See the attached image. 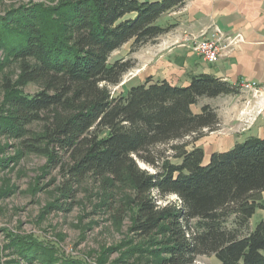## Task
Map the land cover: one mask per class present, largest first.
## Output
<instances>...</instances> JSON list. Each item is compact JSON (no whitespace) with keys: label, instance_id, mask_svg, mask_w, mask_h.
<instances>
[{"label":"trees","instance_id":"1","mask_svg":"<svg viewBox=\"0 0 264 264\" xmlns=\"http://www.w3.org/2000/svg\"><path fill=\"white\" fill-rule=\"evenodd\" d=\"M188 1L59 0L0 16V68L14 61L19 71L15 82L4 83L0 134L47 157L71 183L91 176L112 194L130 187L131 230L150 239L159 264H194L200 256H215L220 264H264V219L242 234L264 210V138L250 136L214 152L207 163L203 147L189 150L191 142H180L218 130L215 108L206 104L196 113L194 107L203 98L238 94L239 85L200 74L187 86L148 78L118 96L110 88L136 66L132 58L111 63L112 54L129 42L133 53L157 41L172 29L159 20ZM30 85L38 91L26 93ZM164 145L173 155L161 151ZM155 194L176 195L179 202L161 206ZM20 248L28 263L72 264L35 240L24 239Z\"/></svg>","mask_w":264,"mask_h":264},{"label":"rangeland","instance_id":"2","mask_svg":"<svg viewBox=\"0 0 264 264\" xmlns=\"http://www.w3.org/2000/svg\"><path fill=\"white\" fill-rule=\"evenodd\" d=\"M58 1L0 0V16L23 5L44 3L54 6ZM159 24L165 26L166 22L161 18ZM157 41L133 53L132 42H129L112 54L110 62L132 58L137 63L134 56L143 59L146 57L144 54H148L146 48L154 46ZM0 60H4L2 51ZM18 73V64L14 61L0 68V117L7 113L4 83L7 78L15 82ZM135 73L131 69L118 86L110 87L114 96L134 86L135 83L130 81ZM24 91L33 94L38 87L30 85ZM245 96L242 100H246ZM207 102L213 103L215 106L212 107L219 113L216 104L219 105L220 101L203 98L200 105ZM40 127L39 123L32 126L35 130ZM217 135L213 134L210 140L214 142L215 137H219ZM204 137L196 142L193 137H187L180 142H191L189 150L204 144L211 146L209 138ZM169 146H161V151L173 155ZM138 164L142 169L155 173L154 168L140 160ZM65 173L59 167L52 168L47 157L25 152L19 140L0 134V264H42L23 260L20 247L24 239L35 240L46 248L54 249L59 261L66 259L72 264H159L152 252L155 247L150 239H141L131 230L135 207L129 201L133 195L130 187L121 186L112 194L104 190L102 182L94 177L71 183ZM70 186L72 193L68 196ZM262 196L264 198V193ZM178 199L176 195H169L157 199L156 203L165 206L179 202ZM263 219L264 210H257L242 234L254 231ZM228 226H235L234 217L230 218ZM194 264L220 263L215 256H200Z\"/></svg>","mask_w":264,"mask_h":264},{"label":"crops","instance_id":"3","mask_svg":"<svg viewBox=\"0 0 264 264\" xmlns=\"http://www.w3.org/2000/svg\"><path fill=\"white\" fill-rule=\"evenodd\" d=\"M162 18L172 29L146 48V57L134 56L136 73L130 82L137 85L151 78L187 86L192 76L200 74L215 75L232 85L256 81L263 89L261 96L240 90L239 94L208 98L220 101L216 104L220 124L218 130L204 137L210 140L213 134L219 136L214 142L210 140L211 146L202 145L206 163L214 152L230 150L250 136L264 138V0H189ZM215 28L228 36L240 35L242 40L228 55L207 63L193 51L192 39L211 36ZM244 96L246 100H242ZM206 104L199 102L194 111L199 113Z\"/></svg>","mask_w":264,"mask_h":264},{"label":"built area","instance_id":"4","mask_svg":"<svg viewBox=\"0 0 264 264\" xmlns=\"http://www.w3.org/2000/svg\"><path fill=\"white\" fill-rule=\"evenodd\" d=\"M242 40L240 35L228 36L223 31L215 28L211 36L206 34L192 39L193 51L205 62L215 63L220 57L228 53ZM242 92L252 93L253 96H261L263 89L256 81L242 80L239 83Z\"/></svg>","mask_w":264,"mask_h":264}]
</instances>
